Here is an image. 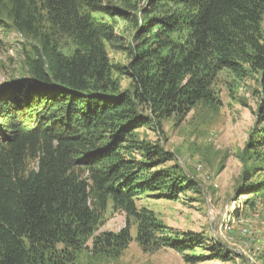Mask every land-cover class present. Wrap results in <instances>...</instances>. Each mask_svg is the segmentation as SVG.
<instances>
[{
    "label": "trees",
    "instance_id": "1",
    "mask_svg": "<svg viewBox=\"0 0 264 264\" xmlns=\"http://www.w3.org/2000/svg\"><path fill=\"white\" fill-rule=\"evenodd\" d=\"M122 1L9 0L10 24L0 26L39 42L22 44L26 75L0 86V264H69L109 202L126 226L92 244L111 256L129 245L130 219L144 251L169 246L183 254L203 245L165 233L152 210L136 206L142 195L176 198L196 188L174 165L165 167L169 152L135 132L216 101L221 70L256 75L258 134L250 146L264 147V0H144L139 20ZM38 3L49 25L77 42L70 55L38 28ZM101 15L134 27L125 65L108 57L106 46H118L119 36ZM119 75L129 79L124 90ZM27 160L35 172H26ZM251 177L245 173L238 194L264 189V178Z\"/></svg>",
    "mask_w": 264,
    "mask_h": 264
},
{
    "label": "rangeland",
    "instance_id": "2",
    "mask_svg": "<svg viewBox=\"0 0 264 264\" xmlns=\"http://www.w3.org/2000/svg\"><path fill=\"white\" fill-rule=\"evenodd\" d=\"M122 2L130 4L132 15L139 20L138 10L145 5L144 0ZM9 8V0H1V23L10 24L4 20ZM36 10L41 12V32L48 34L63 54L70 55L77 42L49 25L39 3ZM98 18L112 23L119 36L118 46H106L109 59L125 65L130 60L127 49L132 45L133 25L118 17ZM38 42L34 36L0 26V86L26 75L28 57L22 44L33 47ZM217 75L213 85L216 101L200 102L185 115L163 118L159 127L152 124L135 132L139 142L169 152L173 160L165 167L174 165L196 188L176 198L142 195L136 199V206L152 210L167 227L165 233H186L204 241L183 252L203 261L188 262L169 246L144 251L135 240L137 224L132 219L131 240L119 255L111 256L102 246L95 247L94 237L119 233L126 226L124 212L113 209L109 202L93 236L69 264H264V189L257 195L238 194L245 173H251L255 181L264 178V147L254 152L250 146L258 134L256 106L260 91L255 74L233 75L221 70ZM116 78L122 90L129 86L128 78ZM25 165L26 172L36 171L35 161L27 160Z\"/></svg>",
    "mask_w": 264,
    "mask_h": 264
},
{
    "label": "water",
    "instance_id": "3",
    "mask_svg": "<svg viewBox=\"0 0 264 264\" xmlns=\"http://www.w3.org/2000/svg\"><path fill=\"white\" fill-rule=\"evenodd\" d=\"M12 82H14V81H12Z\"/></svg>",
    "mask_w": 264,
    "mask_h": 264
}]
</instances>
